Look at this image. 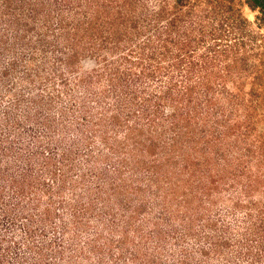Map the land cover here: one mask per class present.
I'll return each instance as SVG.
<instances>
[{
    "label": "rangeland",
    "instance_id": "rangeland-1",
    "mask_svg": "<svg viewBox=\"0 0 264 264\" xmlns=\"http://www.w3.org/2000/svg\"><path fill=\"white\" fill-rule=\"evenodd\" d=\"M6 2L0 264H245L246 203L264 206V0ZM157 27L179 36L191 92L93 82L126 97L80 121L57 58L72 56L70 78L89 73ZM154 88L159 106L144 103Z\"/></svg>",
    "mask_w": 264,
    "mask_h": 264
},
{
    "label": "trees",
    "instance_id": "trees-1",
    "mask_svg": "<svg viewBox=\"0 0 264 264\" xmlns=\"http://www.w3.org/2000/svg\"><path fill=\"white\" fill-rule=\"evenodd\" d=\"M6 1L8 0H5V3H7ZM7 7H4L5 10ZM4 14L7 15L6 13ZM160 20L161 17L158 16L156 21L159 23ZM68 26V18L62 17L56 31L59 36L67 35V32L70 31ZM72 29L75 30V28ZM27 32H30V30ZM171 32L168 27L162 29L157 27L151 33L146 34L145 38H141L142 32L138 33L136 36L137 40L128 45L127 48H121L117 56L110 60L104 57L102 60L104 63L101 66L91 70L89 73L74 75L72 78L69 77V74L72 73H70V70H72V56H66L62 60L57 58L58 63L65 67L63 72L59 73L57 77L59 85L62 86L61 92H59L60 95H64L67 99L71 110H79V114L77 111L76 113L80 121L86 120L87 116L91 115V112H85L84 110H119L118 102L125 99L126 93L121 96L108 93L114 100L110 103L107 100L105 90L95 93L94 90L96 89L94 88L93 90L92 83L94 82L96 85L101 80H105L104 84L106 88L110 87V90L115 91L123 86V91L133 95L135 89L132 85H135L138 81L146 82L150 85L158 83L156 89L159 91V98L156 97L155 88L146 98L144 97V103L154 98L155 106H159L156 104L157 98L162 101L165 99L175 101L173 96L177 99L182 98L184 94L191 92L193 86L183 85L180 38L177 34L173 36ZM12 64L14 65V63ZM20 101L21 99H16L17 104ZM89 101L91 103L95 101V106L90 107ZM3 155H0V162L4 158ZM3 177L4 175L0 171V182ZM9 186L13 187L18 194L23 193V188H17L18 186H16L14 180L9 182ZM245 198L250 199L251 196L247 194ZM247 202L249 204L246 203V213L241 223L244 229L241 234L244 239L241 246L244 247V250L241 247L243 253L239 258H244L245 264H264V206H256L250 200H247Z\"/></svg>",
    "mask_w": 264,
    "mask_h": 264
}]
</instances>
